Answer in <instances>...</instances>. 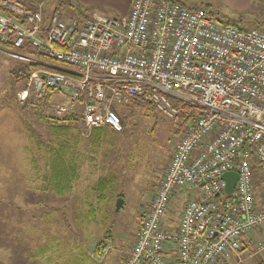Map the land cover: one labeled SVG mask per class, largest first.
<instances>
[{"label": "built area", "instance_id": "obj_1", "mask_svg": "<svg viewBox=\"0 0 264 264\" xmlns=\"http://www.w3.org/2000/svg\"><path fill=\"white\" fill-rule=\"evenodd\" d=\"M46 1L0 0L1 44L29 42L73 67L30 72L21 102L59 92L67 99L52 102L55 114L79 104L82 130L119 131L114 106L138 97L181 127L120 264H240L263 250L264 236L251 234L264 227V29L174 0H131L115 17L64 16ZM230 170L226 194L221 175ZM190 186L177 223H167L171 196Z\"/></svg>", "mask_w": 264, "mask_h": 264}, {"label": "rangeland", "instance_id": "obj_2", "mask_svg": "<svg viewBox=\"0 0 264 264\" xmlns=\"http://www.w3.org/2000/svg\"><path fill=\"white\" fill-rule=\"evenodd\" d=\"M180 1L190 7L209 4V8L218 5L230 11L222 0ZM46 2L48 11L57 6L64 16L83 17L95 12L115 17L119 9L114 3L120 0ZM240 15L242 25L260 22L264 29V0H250ZM18 60L0 47V264L116 262L135 240L137 224L169 162L181 127L156 109L126 106L124 102L117 107L122 123L119 131L104 127L105 135L95 140L90 136L93 128L87 132L76 123L78 130H72L71 135L55 136L49 127L50 117L77 116L80 105L65 115L55 114L52 102L67 99L59 92L22 105L26 101L21 102L18 93L24 80L16 81L15 76L20 74ZM63 137L69 146L66 155L76 163L78 176L69 189L58 194L44 176L49 172L48 148ZM103 176L110 181L100 195L96 181ZM194 190L186 187L171 196L167 223H177L183 204ZM118 198L123 202L115 212ZM167 223L164 225L169 228ZM251 236H264V227ZM260 261H264V249L240 264Z\"/></svg>", "mask_w": 264, "mask_h": 264}, {"label": "trees", "instance_id": "obj_3", "mask_svg": "<svg viewBox=\"0 0 264 264\" xmlns=\"http://www.w3.org/2000/svg\"><path fill=\"white\" fill-rule=\"evenodd\" d=\"M177 2L182 3L180 0H174ZM23 4V3H22ZM195 7H201V6H195ZM208 12L216 19V21L220 23H231V24H238V19L230 18L228 16L224 15H218L216 16L217 12L215 10H209V4H205L202 6ZM58 8L57 6H54L52 9ZM48 21L47 17L44 19L43 23V30L47 29ZM239 25V24H238ZM255 26L260 27V22H255ZM245 27V26H242ZM0 47L13 52V53H19L24 56H32V58L28 60H18V69H19V76H16V81L24 80V78L32 71L38 70V71H59L62 73H69L64 67H61L60 65H57L56 59L47 58L44 55L40 54L35 47L29 44V42H25L21 46L14 48L8 44H1ZM47 60V62L45 61ZM60 63H63L61 61H58ZM71 74V73H69ZM53 91V90H52ZM50 95V94H48ZM47 95V96H48ZM138 105L142 108H148V109H155L151 104L147 102H143L138 97H131L128 102L125 103L126 106L128 105ZM22 105H29V102L26 101ZM115 112L117 113L118 117L120 116L119 108L115 107L113 108ZM76 113L68 114L62 119L59 117L51 116L49 121V127L51 130V133L55 136H67L71 135L72 130L77 129L76 125ZM110 128V127H108ZM112 129V128H110ZM78 130V129H77ZM113 130V129H112ZM106 133V129L104 127H95L92 129L90 136L95 139L99 140L101 136ZM63 141L58 140L57 144L55 146H50L48 148L49 152V172L48 176H44V180L47 181V184L49 187L53 188L58 194L63 193L65 189H69L72 182L77 178L78 176V168L74 161H72V157H67L66 153L69 152V146L67 144L66 139L63 137ZM110 181V178L107 176H103L97 179L96 181V189L99 192V194H103L105 190L108 187V183ZM107 236H110V234H106ZM258 264H264V261H260Z\"/></svg>", "mask_w": 264, "mask_h": 264}, {"label": "crops", "instance_id": "obj_4", "mask_svg": "<svg viewBox=\"0 0 264 264\" xmlns=\"http://www.w3.org/2000/svg\"><path fill=\"white\" fill-rule=\"evenodd\" d=\"M222 1L224 2V5H227V7L230 8V11L229 12L227 11L226 8H223V7L220 8V7H218V5H215V7H211L210 6L209 10H212V9L215 10L217 12L216 16H218V15H224V16H228L230 18L238 19V24L240 26H244L240 22V20H241L240 12L242 10H244V8L246 7V5H248V3L250 2V0H222ZM130 2H131V0H120L119 3H117V4L114 3V6L118 7V9H119L118 16L119 15H124V14H127L128 13L129 7H130ZM188 7H190V6H188ZM191 7H195V6H191ZM231 10L232 11H235V14L231 13ZM231 171H234V170H231ZM124 254H121L120 259L118 261H116V262H113L112 261L110 264H120V262L122 260V256Z\"/></svg>", "mask_w": 264, "mask_h": 264}, {"label": "water", "instance_id": "obj_5", "mask_svg": "<svg viewBox=\"0 0 264 264\" xmlns=\"http://www.w3.org/2000/svg\"><path fill=\"white\" fill-rule=\"evenodd\" d=\"M221 177L223 179H225V181H226L224 192L226 194H230V192L232 191L233 186H234V182H235V178H236V172L235 171H231V170L230 171H226V172H224L221 175ZM122 202H123L122 198H118L116 200L115 208H114L115 212L120 208Z\"/></svg>", "mask_w": 264, "mask_h": 264}]
</instances>
